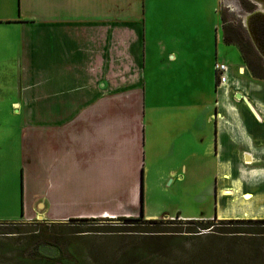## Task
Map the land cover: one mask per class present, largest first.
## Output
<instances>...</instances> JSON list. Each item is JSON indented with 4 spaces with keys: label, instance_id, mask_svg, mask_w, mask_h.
<instances>
[{
    "label": "crops",
    "instance_id": "1",
    "mask_svg": "<svg viewBox=\"0 0 264 264\" xmlns=\"http://www.w3.org/2000/svg\"><path fill=\"white\" fill-rule=\"evenodd\" d=\"M123 1L110 0L103 13L100 0H27L31 10L16 20L29 28L21 65L43 80L31 91L30 121L47 122L48 161L59 164L48 193L53 199L52 193L60 194V201L74 194L128 202L146 219H264V79L253 76L244 61L235 66L225 57L226 46L234 44L225 42L214 18L201 20L202 32L182 37L191 50L167 51L169 67L179 68H146V55L138 56L144 46L143 12ZM216 6L211 8L219 11ZM122 23L132 81L141 84L142 96L127 106L106 96L105 106L83 110L91 93L86 68L118 56ZM224 60L228 81L220 84L215 63ZM94 88L96 97L101 89ZM72 98L81 109L75 129L69 123ZM199 167L208 170V186L193 196L211 198L214 211L170 212L162 202L177 198L170 186L177 190L187 178L198 183L205 178L199 177Z\"/></svg>",
    "mask_w": 264,
    "mask_h": 264
},
{
    "label": "rangeland",
    "instance_id": "2",
    "mask_svg": "<svg viewBox=\"0 0 264 264\" xmlns=\"http://www.w3.org/2000/svg\"><path fill=\"white\" fill-rule=\"evenodd\" d=\"M100 1L104 13L110 0ZM241 1L246 11L254 9L252 4ZM130 2H134L136 13L143 12L141 30L144 46L138 56L143 60L146 55V68H179L178 65L169 67L167 51L191 50L182 45L181 39L202 32L201 20H219L220 32L224 26L232 24L248 33L239 11L234 10L232 3L228 4L231 8L227 7L224 0L221 6L220 0ZM214 4L220 6L219 11L211 8ZM27 8L31 10L27 0H0V242L13 247L7 252L0 250V264H24L26 258H36L39 252L57 256V264L63 261L72 264H264V233L252 234L264 232L260 225L220 223L221 219L211 221L212 218L205 216L148 218L158 219L156 222L122 221L118 219L129 217L125 214L133 213L135 215L131 217H140V210L131 208L128 202L91 195L77 199L72 193L70 200L60 201V194L52 193L56 198L53 199L47 185L58 176L54 170L59 164L48 161L45 131L49 126L42 121L32 124L29 116L32 109L34 111L30 104L31 91L36 90L37 80L41 88L43 80L36 76V72L31 74L30 68L21 65L22 39L29 28L16 20L24 17ZM124 29L122 23L118 56L103 57L91 68H86V82L91 93L88 92L89 104H84L81 109L105 106L110 100L106 96H112L117 104L125 106L135 101L137 104L139 96H142L141 84L132 81L135 73L130 66L132 58L127 53ZM106 31L107 26L103 33ZM223 54L232 65L243 64V57L236 46H226ZM94 87L101 89L97 98ZM164 89L169 90L170 87ZM70 92L78 91L71 89ZM72 103L69 123L75 129L77 122L74 121L81 109H78L77 98H72ZM207 173V169L199 167V177L205 178H199L198 183L194 178H187L176 185L177 190H174V184L170 186L171 193H176L177 198L165 197L167 200L162 202L167 209L173 212L178 208L182 214L196 215L213 212L215 201L211 198L198 201L193 196L208 186ZM40 214L45 215L39 219ZM33 219L43 223L34 224ZM206 221L212 224L205 227L196 223ZM243 229L247 231L244 234L231 233ZM36 230L43 233V243L33 237ZM211 234L217 237L208 239ZM140 252H144L143 257L138 255Z\"/></svg>",
    "mask_w": 264,
    "mask_h": 264
},
{
    "label": "trees",
    "instance_id": "3",
    "mask_svg": "<svg viewBox=\"0 0 264 264\" xmlns=\"http://www.w3.org/2000/svg\"><path fill=\"white\" fill-rule=\"evenodd\" d=\"M226 23V21H224ZM224 31V39L227 44H234L236 45L243 57L244 62L248 66L249 70L251 71L252 75L264 79V59L262 56L258 53L256 48L254 47L248 33L244 31L241 27L235 28L232 24L229 26H224L223 27ZM112 219V218H110ZM118 220L122 221H141L145 220L148 222H156L158 219H145L144 217H121ZM35 222L34 224H42L43 222L38 220V219H33ZM211 221H215V219H212ZM211 221H206V222H196L198 224H202L200 226H205L209 227L208 224L212 222ZM190 222V221H189ZM220 223H230L234 225H239V224H252V225H260L264 227V219H222L219 220ZM245 229L243 230H236L231 233L236 234V235H241L246 233ZM249 232V231H248ZM8 233V232H7ZM13 233V232H9ZM250 234L252 232H249ZM254 233H260L259 235H262L264 232H253ZM262 233V234H261ZM35 239L41 240L44 238L43 233L39 234V230H36L35 233L33 234ZM208 239H211L213 237H217L215 234H211L208 236ZM41 240L40 242H42ZM0 250L3 252L11 251L13 250V247L10 244H2L0 242ZM38 257L36 258H26L23 262L24 264H57L58 262V257L57 256H48L43 254L42 252L37 253ZM138 255L141 257L144 256V252H140ZM61 264H72L69 261H63Z\"/></svg>",
    "mask_w": 264,
    "mask_h": 264
},
{
    "label": "water",
    "instance_id": "4",
    "mask_svg": "<svg viewBox=\"0 0 264 264\" xmlns=\"http://www.w3.org/2000/svg\"><path fill=\"white\" fill-rule=\"evenodd\" d=\"M254 4V9L251 11H245L239 4L240 11L247 13V16L243 20V25L246 28L248 35L258 51V53L264 59V0H249ZM227 7L231 8L227 4ZM242 15V14H240ZM39 219L42 217L38 216Z\"/></svg>",
    "mask_w": 264,
    "mask_h": 264
},
{
    "label": "built area",
    "instance_id": "5",
    "mask_svg": "<svg viewBox=\"0 0 264 264\" xmlns=\"http://www.w3.org/2000/svg\"><path fill=\"white\" fill-rule=\"evenodd\" d=\"M215 71L218 82L225 84L228 81V64L225 61H217L215 63Z\"/></svg>",
    "mask_w": 264,
    "mask_h": 264
},
{
    "label": "flooded vegetation",
    "instance_id": "6",
    "mask_svg": "<svg viewBox=\"0 0 264 264\" xmlns=\"http://www.w3.org/2000/svg\"><path fill=\"white\" fill-rule=\"evenodd\" d=\"M246 1L248 4L250 3V5L252 4V6H254V4L252 2H250L249 0H244ZM232 2V1H231ZM233 3V2H232ZM239 3H240V6L245 10L246 9V6L244 5V2H242L241 0H239ZM237 10V11H240L238 10L239 9V6H237L236 8H234V10ZM246 11V10H245Z\"/></svg>",
    "mask_w": 264,
    "mask_h": 264
},
{
    "label": "bare ground",
    "instance_id": "7",
    "mask_svg": "<svg viewBox=\"0 0 264 264\" xmlns=\"http://www.w3.org/2000/svg\"><path fill=\"white\" fill-rule=\"evenodd\" d=\"M237 1V0H236ZM233 2V1H232ZM233 5V7L234 8H236L237 6H239V4L238 3H232ZM239 14H242L241 16H242V19H245L246 18V16H247V13H245V12H243V11H239Z\"/></svg>",
    "mask_w": 264,
    "mask_h": 264
}]
</instances>
